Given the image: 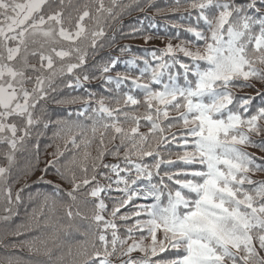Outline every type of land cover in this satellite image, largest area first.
Returning a JSON list of instances; mask_svg holds the SVG:
<instances>
[{"label": "snow or ice", "instance_id": "6c2138e0", "mask_svg": "<svg viewBox=\"0 0 264 264\" xmlns=\"http://www.w3.org/2000/svg\"><path fill=\"white\" fill-rule=\"evenodd\" d=\"M0 264H264V0H0Z\"/></svg>", "mask_w": 264, "mask_h": 264}, {"label": "trees", "instance_id": "16d2710c", "mask_svg": "<svg viewBox=\"0 0 264 264\" xmlns=\"http://www.w3.org/2000/svg\"><path fill=\"white\" fill-rule=\"evenodd\" d=\"M135 15H136V14L133 13V16H135ZM131 19H132L131 17L126 18L125 23H126V24L129 23V21H130ZM124 42H127V41H122V43H124ZM132 43H134V44H139V43H141V42H140V41H133ZM49 151H51V149H49ZM249 151L257 152V155L260 154V153H258V151H257L256 149H249Z\"/></svg>", "mask_w": 264, "mask_h": 264}]
</instances>
